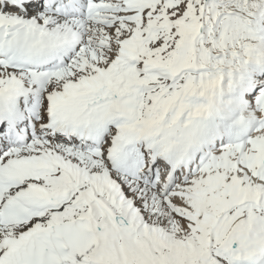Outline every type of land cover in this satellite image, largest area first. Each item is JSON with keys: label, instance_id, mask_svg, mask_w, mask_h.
Instances as JSON below:
<instances>
[{"label": "snow or ice", "instance_id": "6c2138e0", "mask_svg": "<svg viewBox=\"0 0 264 264\" xmlns=\"http://www.w3.org/2000/svg\"><path fill=\"white\" fill-rule=\"evenodd\" d=\"M0 264H264V0H0Z\"/></svg>", "mask_w": 264, "mask_h": 264}]
</instances>
